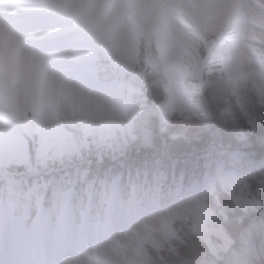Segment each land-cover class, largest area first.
<instances>
[{
	"label": "clouds",
	"instance_id": "clouds-1",
	"mask_svg": "<svg viewBox=\"0 0 264 264\" xmlns=\"http://www.w3.org/2000/svg\"><path fill=\"white\" fill-rule=\"evenodd\" d=\"M0 264H264V0H0Z\"/></svg>",
	"mask_w": 264,
	"mask_h": 264
}]
</instances>
